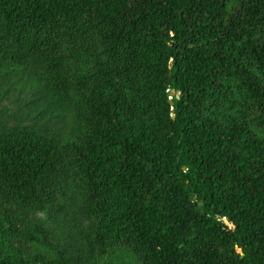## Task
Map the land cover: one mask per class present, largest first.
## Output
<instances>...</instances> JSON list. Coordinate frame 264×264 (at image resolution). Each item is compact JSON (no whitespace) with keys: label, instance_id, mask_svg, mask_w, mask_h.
<instances>
[{"label":"trees","instance_id":"obj_1","mask_svg":"<svg viewBox=\"0 0 264 264\" xmlns=\"http://www.w3.org/2000/svg\"><path fill=\"white\" fill-rule=\"evenodd\" d=\"M15 83L0 264H264V0H0Z\"/></svg>","mask_w":264,"mask_h":264},{"label":"rangeland","instance_id":"obj_2","mask_svg":"<svg viewBox=\"0 0 264 264\" xmlns=\"http://www.w3.org/2000/svg\"><path fill=\"white\" fill-rule=\"evenodd\" d=\"M1 90V89H0ZM174 92L170 89L169 93ZM178 93L174 92L173 96H176ZM35 98L34 91L30 90L29 88H22L19 83H15V86H12L6 94H3L0 97V115L3 119L7 120L9 125H14L16 123H20L21 125L24 124H32L33 119H26L27 113H33L34 111L31 110L35 105ZM47 123H55L56 119L51 118L46 121ZM59 126L60 124L57 123ZM54 125V124H53ZM55 126V125H54ZM66 135H69L71 132V128H62ZM64 135V136H66ZM39 218L43 220H48L49 217L45 214H38ZM234 234H230V238H234ZM241 251V250H239ZM134 264V262H133Z\"/></svg>","mask_w":264,"mask_h":264},{"label":"water","instance_id":"obj_3","mask_svg":"<svg viewBox=\"0 0 264 264\" xmlns=\"http://www.w3.org/2000/svg\"><path fill=\"white\" fill-rule=\"evenodd\" d=\"M172 96H173V93H169V101L170 103L172 104ZM237 255L239 258H242L243 257V253L239 250H237Z\"/></svg>","mask_w":264,"mask_h":264},{"label":"bare ground","instance_id":"obj_4","mask_svg":"<svg viewBox=\"0 0 264 264\" xmlns=\"http://www.w3.org/2000/svg\"><path fill=\"white\" fill-rule=\"evenodd\" d=\"M174 92H175V91H174ZM174 92H173V93H174Z\"/></svg>","mask_w":264,"mask_h":264}]
</instances>
